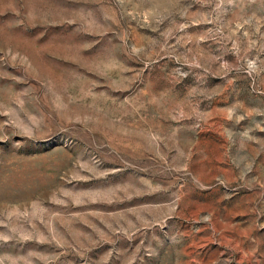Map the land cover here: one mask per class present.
Here are the masks:
<instances>
[{
    "label": "rangeland",
    "instance_id": "374dc122",
    "mask_svg": "<svg viewBox=\"0 0 264 264\" xmlns=\"http://www.w3.org/2000/svg\"><path fill=\"white\" fill-rule=\"evenodd\" d=\"M0 264H264V0H0Z\"/></svg>",
    "mask_w": 264,
    "mask_h": 264
}]
</instances>
